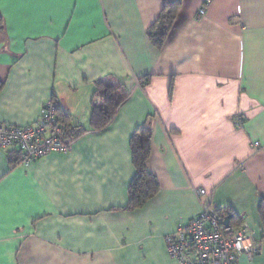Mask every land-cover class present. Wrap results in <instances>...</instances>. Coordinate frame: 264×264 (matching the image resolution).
<instances>
[{
	"label": "crops",
	"instance_id": "0c3cea01",
	"mask_svg": "<svg viewBox=\"0 0 264 264\" xmlns=\"http://www.w3.org/2000/svg\"><path fill=\"white\" fill-rule=\"evenodd\" d=\"M167 1L0 0V123L32 125L54 99L84 131L27 166L0 147V264H179L167 237L205 201L259 245L239 264H264V0H180L159 48L148 30ZM107 77L129 96L97 131ZM145 126L159 190L131 209Z\"/></svg>",
	"mask_w": 264,
	"mask_h": 264
},
{
	"label": "built area",
	"instance_id": "2783aa9c",
	"mask_svg": "<svg viewBox=\"0 0 264 264\" xmlns=\"http://www.w3.org/2000/svg\"><path fill=\"white\" fill-rule=\"evenodd\" d=\"M72 143L54 99L44 103L39 120L32 125L0 123V147L17 146L20 164L24 166L54 152L67 153ZM197 196L202 199L205 191L197 190ZM247 227V224L234 226L212 201H205L192 222L180 224L176 233L167 237L168 252L179 264H239L241 256L252 260L260 247L248 234Z\"/></svg>",
	"mask_w": 264,
	"mask_h": 264
},
{
	"label": "trees",
	"instance_id": "16d2710c",
	"mask_svg": "<svg viewBox=\"0 0 264 264\" xmlns=\"http://www.w3.org/2000/svg\"><path fill=\"white\" fill-rule=\"evenodd\" d=\"M180 5V0L167 1L159 19L149 28L148 35L155 46L159 48L163 46L169 30L177 18ZM2 20V16L0 15V24ZM95 93L100 96V99L93 102L90 123L91 128L98 131L107 127L114 120L117 111L127 100L129 93L118 80L108 77L97 81ZM68 118L66 115L61 116L62 122L67 127L69 137L71 140H74L75 137L84 131L78 129V127L68 128ZM151 133L150 127H141L132 138L133 157L137 174L130 187L129 207L131 209L146 204L159 190L156 177L149 172L146 166L150 155ZM220 211L224 214L223 210ZM258 213L264 232V198L259 204ZM226 216L224 215V218Z\"/></svg>",
	"mask_w": 264,
	"mask_h": 264
}]
</instances>
